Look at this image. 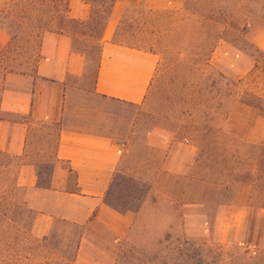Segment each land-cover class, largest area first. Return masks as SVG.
<instances>
[{
	"label": "rangeland",
	"instance_id": "1",
	"mask_svg": "<svg viewBox=\"0 0 264 264\" xmlns=\"http://www.w3.org/2000/svg\"><path fill=\"white\" fill-rule=\"evenodd\" d=\"M50 1L0 0V30L7 36L0 50V94L6 73L29 75L33 71L41 38L37 27L51 9ZM110 1L105 0L104 5ZM142 1L128 0L115 36L117 43L157 56L150 88L138 106L103 99L89 90L104 13L93 14L83 25L64 23L74 31L73 48L84 51L87 64L85 84L72 89L68 97L67 119L73 125L87 120L93 123L92 129L106 131L124 144L120 173L108 198L123 209H139L154 175L162 169L167 147L183 140L199 146L195 175L227 184V198L234 181L250 183L249 205L253 210L264 209V138L248 143L225 126L232 107L246 105L250 111L238 114V125L245 131L251 122L254 134L264 136V54L244 36L243 16L231 19L238 1L183 0L180 8L161 10H149ZM220 40L256 59L255 72L244 83L227 78L211 64ZM57 130L56 126H38L31 136L29 159L38 166L42 186L49 181ZM6 162L0 157V163ZM10 162V172L17 173V161ZM68 180L73 181L71 173ZM25 196L18 190L14 200L9 198L0 206V264H71L75 230L55 224L40 238L9 222L10 217L25 218L13 216L9 202L21 204ZM178 217L177 205L169 204L161 193H153L117 264H264V247L186 240L179 231ZM169 221L173 228L167 234ZM250 231L255 243L254 224Z\"/></svg>",
	"mask_w": 264,
	"mask_h": 264
},
{
	"label": "crops",
	"instance_id": "2",
	"mask_svg": "<svg viewBox=\"0 0 264 264\" xmlns=\"http://www.w3.org/2000/svg\"><path fill=\"white\" fill-rule=\"evenodd\" d=\"M237 1L231 19L243 16L244 36L255 50L264 54V0ZM127 2L116 0L112 4L101 33L89 90L103 99L138 106L150 88L157 56L115 42ZM142 3L149 10H161L180 8L183 0ZM67 5L70 21L91 20L92 8L86 0H68ZM6 42L7 36L0 30V50ZM211 64L237 83H244L256 69L255 58L226 40L216 44ZM261 74L264 75V67ZM86 78V57L73 48L69 29L42 34L31 74L8 72L4 76L0 94V153L17 161V186L27 194L26 205L35 211L32 232L37 237H46L55 224H62L76 231L69 263L117 264L123 245L139 223L142 211L149 206L151 195L158 192L169 199V204L177 205L179 231L186 240L264 247V209L253 210L249 205L251 184L234 181L232 195L227 198V184L205 181L194 174L199 146L188 141L177 140L167 147L162 169L154 175L139 209L119 212L111 208L106 198L120 173L124 144L106 131L92 129L93 123L87 120L80 119L73 125L67 119L70 92L84 85ZM247 111L249 106L235 104L225 126L245 142H260L264 136L254 134L253 123L243 131L236 121L238 114ZM43 125L58 128L46 186L39 184L38 166L29 159L32 133L35 127ZM69 173L73 175L72 182L68 180ZM169 223L167 234L173 228V222ZM253 224L257 230L255 243L250 231Z\"/></svg>",
	"mask_w": 264,
	"mask_h": 264
},
{
	"label": "trees",
	"instance_id": "3",
	"mask_svg": "<svg viewBox=\"0 0 264 264\" xmlns=\"http://www.w3.org/2000/svg\"><path fill=\"white\" fill-rule=\"evenodd\" d=\"M86 1L90 4L92 8V16L93 14L98 13L99 11L101 13H104L105 17L101 27V33H102L106 23V19L110 13L112 4L116 0H111L108 6L104 5L105 0H99L97 5L95 4V0H86ZM50 2L52 4L51 9L46 11V14L43 16V19L40 20L39 26L37 27V29L40 31L41 36L43 33L48 31H65L66 30V27L64 26L65 22L70 24H79V25L84 24L76 21H70L67 18L68 0H51ZM71 34L73 35L74 31H71ZM75 50L84 54L83 50H80L78 48H75ZM220 76L224 78L222 75ZM0 157H3L7 160L6 163H0V206H2L4 203H7V199L10 198L14 200L15 193L18 190H23V189L17 186V182H16L17 173L12 174L10 172V167L12 166V163L10 162L11 158L1 153H0ZM9 202H10V212L11 214H13V216L16 214L25 216L23 220L22 219L16 220L14 217H10L8 218L9 222H11V224L15 226H18L22 231H26L28 234H30L33 230L35 211L26 205L24 199L22 200L21 204L11 201ZM106 202L111 208L119 212L133 209L131 207H127L123 209L117 206L116 204H114L108 197L106 198Z\"/></svg>",
	"mask_w": 264,
	"mask_h": 264
}]
</instances>
